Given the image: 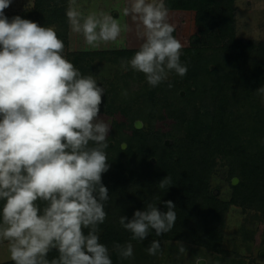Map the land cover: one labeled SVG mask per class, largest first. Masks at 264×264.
Here are the masks:
<instances>
[{
	"label": "clouds",
	"instance_id": "1",
	"mask_svg": "<svg viewBox=\"0 0 264 264\" xmlns=\"http://www.w3.org/2000/svg\"><path fill=\"white\" fill-rule=\"evenodd\" d=\"M11 2L0 0V241L7 242L14 264H112L98 234L109 199L102 183L110 167V127L100 116L104 89L65 58L64 42L52 27L20 16L9 20L4 11ZM122 14L138 22L142 36L127 66L151 87L173 71L186 75L183 45L173 35L163 0H130ZM66 17L93 49L128 30L106 12L85 15L76 0H69ZM257 92L264 94V87ZM170 183L165 177L158 186ZM165 207L161 212L148 204L119 223L134 240H144L150 230L161 236L177 219L173 202ZM114 249L122 259L133 257L131 243ZM52 250L58 256L49 260ZM146 251L160 253V241H151Z\"/></svg>",
	"mask_w": 264,
	"mask_h": 264
},
{
	"label": "rangeland",
	"instance_id": "2",
	"mask_svg": "<svg viewBox=\"0 0 264 264\" xmlns=\"http://www.w3.org/2000/svg\"><path fill=\"white\" fill-rule=\"evenodd\" d=\"M168 22L175 31L173 35L182 43L180 62L188 69L183 77L169 73L171 86L154 99L143 97L151 87L142 73L126 65L128 59L118 62L102 58L81 61L80 68L88 70L98 86L104 89L100 116L108 123L110 132L107 143L110 148L122 143L128 149L127 137L133 136V127L147 136L162 137L164 144L171 148L183 137L185 126L178 120L179 115L187 118L205 112L203 119L213 113V102L208 98L213 73L225 75L233 65L232 59L222 51L237 41H250L257 46L264 44V0H186L188 9L169 8ZM130 0H76L78 10L85 15L89 12H106L117 18L128 30L122 32L115 42L102 43L91 48L81 34L74 33L68 23L66 10L69 0H12L5 9V16H20L39 19L41 27H52L65 45L63 55L72 62V55L101 52H136L142 43L138 22L122 14ZM42 18V19H41ZM190 58L188 61L187 59ZM200 61L195 69V61ZM208 66V68H207ZM76 68V69H77ZM218 68V69H217ZM212 72V73H211ZM166 80V79H165ZM206 88H205V87ZM202 88H205L202 90ZM189 91V92H188ZM202 91H206L205 95ZM104 107V108H103ZM177 108L180 110L177 113ZM259 109L264 110V105ZM179 114V115H178ZM143 117L144 120L137 118ZM185 118V117H184ZM140 123V127L138 126ZM109 157L121 161L120 155L108 152ZM140 157L127 159L130 166L140 167ZM157 162L153 159V163ZM230 161L219 159L211 172V188L223 203H229L238 179L230 178ZM224 235V250L231 256H222L205 249L176 241H166L154 261L142 260L141 264H264V210L256 206L232 205L220 227ZM185 252H181L179 245ZM132 264L136 263L130 258ZM14 263L10 259L7 242L0 241V264Z\"/></svg>",
	"mask_w": 264,
	"mask_h": 264
},
{
	"label": "trees",
	"instance_id": "3",
	"mask_svg": "<svg viewBox=\"0 0 264 264\" xmlns=\"http://www.w3.org/2000/svg\"><path fill=\"white\" fill-rule=\"evenodd\" d=\"M167 4L173 9L189 8L186 0H168ZM32 16L24 19L29 20ZM6 17L9 20L13 18ZM39 21L34 20L40 25ZM222 51L232 59L233 65L225 75L219 74L218 70L212 74L213 81L208 82L207 96L213 102L214 110L205 120L203 117L208 112L203 113L199 109L191 118L178 114V121L185 126L184 135L171 148L164 144L162 137L147 136L135 127L133 136L126 138L127 150L123 149L121 142L107 148V153L114 152L122 158L115 161L107 154L110 167L102 176V183L109 190V199L104 205L107 216L105 222L98 226V234L100 243L109 250L112 264H132L130 259H122L114 249V244L123 246L127 243L133 245L134 264H141L142 260L154 261L159 253L151 256L146 251L153 240L160 241L161 250L164 242L176 241L231 256L232 253L223 249L225 239L220 230L229 208L243 204L264 210V110H259L264 105V94L257 92L264 87V44L257 46L241 40ZM134 54L125 51L82 53L72 55V63L79 68L85 59L102 58L118 62ZM195 62L198 67L194 68L199 69L200 61ZM79 71L88 76L86 68ZM170 84L165 80L143 97L155 100L164 89L170 88ZM202 93L205 95L206 91ZM137 119L144 120L143 117ZM140 156L139 168L128 164L127 159ZM153 159L157 160L155 164ZM219 159L230 161V178L240 181L234 187L229 203L221 202L211 188V172ZM165 177H170L171 183L161 189L158 185ZM166 201L173 202L177 213L175 225L168 233L157 236L154 230H150L144 240H134L119 223L121 216L131 220L135 211H144L148 204L166 212ZM40 206L42 208L43 204ZM84 231L87 234L88 230ZM57 256V251L52 250L48 259Z\"/></svg>",
	"mask_w": 264,
	"mask_h": 264
},
{
	"label": "water",
	"instance_id": "4",
	"mask_svg": "<svg viewBox=\"0 0 264 264\" xmlns=\"http://www.w3.org/2000/svg\"><path fill=\"white\" fill-rule=\"evenodd\" d=\"M170 78H171V75H169V76L166 78V81H169ZM138 126L140 127V123H138Z\"/></svg>",
	"mask_w": 264,
	"mask_h": 264
}]
</instances>
